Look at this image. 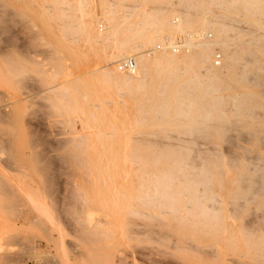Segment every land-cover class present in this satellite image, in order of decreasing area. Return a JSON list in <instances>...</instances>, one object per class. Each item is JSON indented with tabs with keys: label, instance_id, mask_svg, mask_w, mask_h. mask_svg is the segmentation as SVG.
Listing matches in <instances>:
<instances>
[{
	"label": "rangeland",
	"instance_id": "rangeland-1",
	"mask_svg": "<svg viewBox=\"0 0 264 264\" xmlns=\"http://www.w3.org/2000/svg\"><path fill=\"white\" fill-rule=\"evenodd\" d=\"M0 10V264H264V0Z\"/></svg>",
	"mask_w": 264,
	"mask_h": 264
},
{
	"label": "bare ground",
	"instance_id": "bare-ground-1",
	"mask_svg": "<svg viewBox=\"0 0 264 264\" xmlns=\"http://www.w3.org/2000/svg\"><path fill=\"white\" fill-rule=\"evenodd\" d=\"M1 11V10H0ZM1 19V18H0ZM5 24H7L5 21H3ZM0 26H1V23H0ZM2 26H3V24H2ZM1 26V27H2ZM1 29V28H0ZM4 29H5V27H4ZM149 29V28H148ZM1 30H3V29H1ZM147 31H149V30H147ZM153 32V31H152ZM155 32V31H154ZM153 34V33H152ZM201 34V33H200ZM192 35V34H191ZM196 35V34H195ZM154 37H156V36H154ZM153 39V38H152ZM150 40V41H153V40ZM189 41V40H188ZM148 43V42H147ZM154 43V42H153ZM186 43V42H185ZM121 45L119 46V48L117 49V56H116V61L118 62L119 60L117 59V58H119V56H124V54H125V52H126V49H127V47H129L128 46V44H126V42H123V43H120ZM143 45V44H142ZM192 45V44H191ZM194 51H196L195 49H194ZM2 53V52H1ZM142 53V52H141ZM144 53V52H143ZM155 53V52H154ZM153 53V54H154ZM4 54V53H3ZM140 54V53H139ZM147 55V53H144V54H142V55H140V56H136V57H134V59H135V67L131 70V72H129V73H119V72H115V70L112 68V67H109L110 68V70H112V72L115 74V75H117L118 77H120L121 79H123V81L124 82H130V81H133V80H140V79H143L144 78V76L146 75V73H147V71H148V68H149V60H148V57H145ZM1 56H3V55H1ZM9 56V55H8ZM8 56H7V58H8ZM10 56H11V54H10ZM16 56V55H15ZM3 57H5V56H3ZM18 57V56H17ZM173 58V57H172ZM3 60H4V58H3ZM10 60H12V59H10ZM15 60V59H14ZM17 60H19V59H17ZM207 60V59H206ZM7 61V60H6ZM8 61H9V58H8ZM8 61H7V63H8ZM13 61V60H12ZM20 61V60H19ZM112 61H114V60H112ZM15 62V61H14ZM19 63V62H18ZM179 63V62H178ZM10 64V63H9ZM21 64V63H20ZM111 64V63H110ZM190 64V63H189ZM189 64H188V66H189ZM15 65V64H14ZM8 68H10V70H12L13 68L12 67H14V66H12V67H9V66H7ZM17 67V66H16ZM21 67V66H20ZM5 68H6V66H5ZM15 68V67H14ZM22 68V67H21ZM115 68H116V66H115ZM206 68V67H205ZM204 68V69H205ZM18 69H20V68H18ZM117 69V68H116ZM211 69V68H210ZM14 70V69H13ZM17 70V69H16ZM32 71V70H31ZM122 71V70H121ZM14 72V71H13ZM16 72V71H15ZM15 72H14V74H15ZM11 73H12V71H11ZM27 73V72H26ZM13 74V73H12ZM11 74V75H12ZM175 77V76H174ZM63 79V78H62ZM68 79H66V80H62L61 82H57V83H54V84H52V85H48L47 87H48V91L50 90L51 92H52V90H54V89H56L57 90V87L59 88V87H61L60 85L62 84V83H64V82H66ZM69 81V80H68ZM68 83V82H67ZM73 152V151H72ZM65 153H67V152H65ZM64 153V154H65ZM74 153V152H73ZM63 154V153H62ZM39 156V155H38ZM77 156V155H76ZM80 156V155H79ZM74 158H76V157H74ZM79 166V165H78ZM37 167V166H36Z\"/></svg>",
	"mask_w": 264,
	"mask_h": 264
},
{
	"label": "built area",
	"instance_id": "built-area-1",
	"mask_svg": "<svg viewBox=\"0 0 264 264\" xmlns=\"http://www.w3.org/2000/svg\"><path fill=\"white\" fill-rule=\"evenodd\" d=\"M99 28H102V23H98ZM207 36L209 33H206ZM165 47L167 49H171L172 51H179L183 49L184 40L181 35L177 34L172 38H169L167 35H164L160 42H157L153 47L146 49V53H150L155 49ZM221 54L218 49H214L212 55V61L214 64L220 63ZM135 67V59L132 55H125L120 58V60L116 64L117 70L122 71H131Z\"/></svg>",
	"mask_w": 264,
	"mask_h": 264
}]
</instances>
